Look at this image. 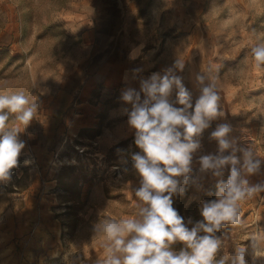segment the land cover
<instances>
[{"label": "rangeland", "instance_id": "374dc122", "mask_svg": "<svg viewBox=\"0 0 264 264\" xmlns=\"http://www.w3.org/2000/svg\"><path fill=\"white\" fill-rule=\"evenodd\" d=\"M261 46L264 0H0V95L23 93L35 109L27 125L8 113L4 129L18 128L24 147L0 181V264H97V226L140 218L146 205L135 195L142 177L132 156L143 153L123 96L133 91L142 102V83L169 69L193 106L209 85L220 97L221 114L195 137L186 182L175 177L173 208L185 226L203 220L202 204L218 198L230 174L231 165L221 175L201 170L202 156L221 155L211 136L218 125L231 127L241 179L264 184V64L252 53ZM176 92L168 100L181 107ZM240 149L261 161L256 172L243 168ZM238 207L240 223L212 234L221 241L213 264H231L239 246L253 264L249 241L264 233V191ZM169 248L178 254L186 245Z\"/></svg>", "mask_w": 264, "mask_h": 264}, {"label": "clouds", "instance_id": "9594fccd", "mask_svg": "<svg viewBox=\"0 0 264 264\" xmlns=\"http://www.w3.org/2000/svg\"><path fill=\"white\" fill-rule=\"evenodd\" d=\"M256 66L264 64V46L252 49ZM169 74L160 77L153 75L142 83L145 98L128 91L123 99L132 104L128 123L135 132V144L143 153L134 154V167L142 177L136 197L144 203L140 208L139 219L123 218L119 221L105 220L97 226L101 234L103 258L97 264H213L214 256L220 247V239L214 235L221 226L240 223L238 202L264 191V184L249 185L241 179L236 167L238 158L236 148L227 139L231 127L224 123L216 127L211 136L216 139L221 155H205L200 158L201 170H213L221 175L225 165H231L227 182L218 185L219 196L204 202L200 209L203 220L190 230L183 218L173 208L172 195L179 191L180 183L175 177L184 176L191 171L192 153L199 148L195 139L210 121L221 114L219 95L212 85L204 87L202 94L193 106L189 91L183 86L181 78ZM177 89L175 107L168 97L173 88ZM7 109V112L4 110ZM191 109V111H189ZM34 106L23 94L0 95V181L7 180L10 170L17 165V158L24 147L17 141L18 128L4 131L8 113H15L16 120L27 125L33 117ZM232 148V154L222 155ZM244 153L243 168L251 174L257 171L261 161H253L250 149H240ZM167 193V195H165ZM203 231L206 235L198 236ZM264 233L254 234L249 241L253 264L264 257L260 243ZM180 241L186 245L177 254L169 246ZM248 246L235 249L231 264H247L245 259ZM217 264H225L221 259Z\"/></svg>", "mask_w": 264, "mask_h": 264}, {"label": "crops", "instance_id": "0c3cea01", "mask_svg": "<svg viewBox=\"0 0 264 264\" xmlns=\"http://www.w3.org/2000/svg\"><path fill=\"white\" fill-rule=\"evenodd\" d=\"M139 50H141V49H139Z\"/></svg>", "mask_w": 264, "mask_h": 264}]
</instances>
